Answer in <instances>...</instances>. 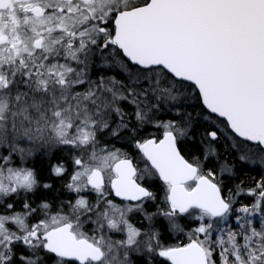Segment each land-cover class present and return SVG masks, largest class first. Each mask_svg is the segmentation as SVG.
I'll return each mask as SVG.
<instances>
[{
	"label": "snow or ice",
	"instance_id": "snow-or-ice-1",
	"mask_svg": "<svg viewBox=\"0 0 264 264\" xmlns=\"http://www.w3.org/2000/svg\"><path fill=\"white\" fill-rule=\"evenodd\" d=\"M0 264H264V0H0Z\"/></svg>",
	"mask_w": 264,
	"mask_h": 264
}]
</instances>
